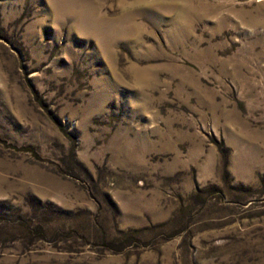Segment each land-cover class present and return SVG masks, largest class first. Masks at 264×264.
<instances>
[{"label": "rangeland", "instance_id": "374dc122", "mask_svg": "<svg viewBox=\"0 0 264 264\" xmlns=\"http://www.w3.org/2000/svg\"><path fill=\"white\" fill-rule=\"evenodd\" d=\"M0 264H264V0H0Z\"/></svg>", "mask_w": 264, "mask_h": 264}]
</instances>
